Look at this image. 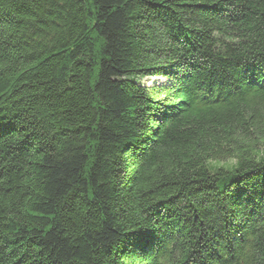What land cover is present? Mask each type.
<instances>
[{
	"label": "trees",
	"instance_id": "1",
	"mask_svg": "<svg viewBox=\"0 0 264 264\" xmlns=\"http://www.w3.org/2000/svg\"><path fill=\"white\" fill-rule=\"evenodd\" d=\"M0 264H264V0H0Z\"/></svg>",
	"mask_w": 264,
	"mask_h": 264
}]
</instances>
